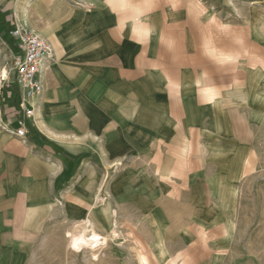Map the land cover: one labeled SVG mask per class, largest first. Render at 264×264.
<instances>
[{
	"label": "crops",
	"instance_id": "crops-1",
	"mask_svg": "<svg viewBox=\"0 0 264 264\" xmlns=\"http://www.w3.org/2000/svg\"><path fill=\"white\" fill-rule=\"evenodd\" d=\"M223 4L0 0L2 33L23 23L53 52L33 133L0 128V264L55 217L125 239L140 264H262L227 221L264 127V0Z\"/></svg>",
	"mask_w": 264,
	"mask_h": 264
},
{
	"label": "rangeland",
	"instance_id": "rangeland-1",
	"mask_svg": "<svg viewBox=\"0 0 264 264\" xmlns=\"http://www.w3.org/2000/svg\"><path fill=\"white\" fill-rule=\"evenodd\" d=\"M207 1L220 11L226 2ZM7 43V38L0 30V89L5 90L11 89L12 80V55ZM11 92L15 96V88ZM0 111L2 119L13 118L19 113L16 107L8 113L0 106ZM252 148L253 157L235 191V204L231 207L227 224L230 227L231 244L264 264V127ZM93 234L88 219L84 223H68L55 217L41 231L22 264H140L145 256L140 253V249L128 246L125 239L111 238L108 231L103 236L95 234L99 240L94 246L91 243L73 245V239Z\"/></svg>",
	"mask_w": 264,
	"mask_h": 264
},
{
	"label": "built area",
	"instance_id": "built-area-1",
	"mask_svg": "<svg viewBox=\"0 0 264 264\" xmlns=\"http://www.w3.org/2000/svg\"><path fill=\"white\" fill-rule=\"evenodd\" d=\"M12 55L11 86L15 88L17 116L10 124L0 116V128L15 137L24 139L28 135L27 121L34 116L43 86L41 73L43 65L53 58L50 44L31 31L23 23H14L3 32ZM16 128L12 129L11 124Z\"/></svg>",
	"mask_w": 264,
	"mask_h": 264
},
{
	"label": "bare ground",
	"instance_id": "bare-ground-1",
	"mask_svg": "<svg viewBox=\"0 0 264 264\" xmlns=\"http://www.w3.org/2000/svg\"><path fill=\"white\" fill-rule=\"evenodd\" d=\"M98 240H99V237L95 234L89 235V236H80V237L73 239V245L74 246H81V245L85 246V244L91 243L94 246L97 244Z\"/></svg>",
	"mask_w": 264,
	"mask_h": 264
},
{
	"label": "trees",
	"instance_id": "trees-1",
	"mask_svg": "<svg viewBox=\"0 0 264 264\" xmlns=\"http://www.w3.org/2000/svg\"><path fill=\"white\" fill-rule=\"evenodd\" d=\"M10 88L13 89L14 87L10 85ZM32 133H33L32 129L29 128L28 135H30V134H32Z\"/></svg>",
	"mask_w": 264,
	"mask_h": 264
}]
</instances>
